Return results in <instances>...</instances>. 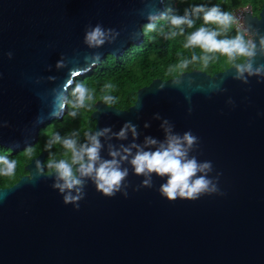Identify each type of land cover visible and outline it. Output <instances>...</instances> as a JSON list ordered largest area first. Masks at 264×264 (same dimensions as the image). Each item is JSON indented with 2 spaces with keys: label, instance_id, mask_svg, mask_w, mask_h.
I'll return each mask as SVG.
<instances>
[{
  "label": "water",
  "instance_id": "1",
  "mask_svg": "<svg viewBox=\"0 0 264 264\" xmlns=\"http://www.w3.org/2000/svg\"><path fill=\"white\" fill-rule=\"evenodd\" d=\"M163 8L164 0H0V146L16 153L34 145L40 129L63 116L74 77L141 43L149 14ZM244 20L258 44L264 1ZM97 24L118 35L90 48L84 36ZM235 71L155 77L129 107L97 99L91 112L93 132L111 129L100 137L103 159L111 158L109 144L133 142L131 132L126 140L112 135L125 122L136 125L140 145L146 136L164 139L165 119L174 132H191L190 156L211 162L217 192L170 201L159 193L164 179L153 174L152 186H142L144 177L123 162L122 191L105 196L87 180L77 208L52 187L41 149L26 173L0 187V264H264V76L245 73V82Z\"/></svg>",
  "mask_w": 264,
  "mask_h": 264
},
{
  "label": "clouds",
  "instance_id": "2",
  "mask_svg": "<svg viewBox=\"0 0 264 264\" xmlns=\"http://www.w3.org/2000/svg\"><path fill=\"white\" fill-rule=\"evenodd\" d=\"M159 15L166 19L169 25L168 31L163 28L159 30L161 36L165 39L183 36L185 49H200L203 53L201 56L193 53L191 60L185 59L180 67L186 68L190 62L197 61L207 66L219 54L226 57L235 68L236 79L247 82V76H264V65L253 66L257 54L264 55V36H259L258 44L246 40L244 32L239 30L234 37H229L227 33L237 22V18L232 13L223 11L219 5L193 4L184 10L183 15ZM156 19V14H149L147 30H157L154 23ZM197 19L203 21L199 27L195 26ZM186 29L194 30L188 32ZM115 35L118 33L113 34L112 29L105 30L97 24L86 31L84 42L90 48H97L106 40H114ZM106 87L111 88L112 85ZM70 96L71 99L62 98L61 111L70 106L69 115L73 118L78 115L80 109L91 107L90 102L94 99V94L83 83L76 84ZM103 100L108 105L114 103L112 96L106 95ZM156 118H160L159 114H156ZM144 126L147 128L149 125L145 123ZM161 127L164 129L163 140L146 136L143 145H140L135 142L139 135L136 125L125 122L120 130L112 135L117 139L126 140L131 132L133 142L128 146L121 144L119 148L109 144L110 159H103L100 155L103 147L100 137L111 133L110 128L85 132L82 142L76 131L64 137L55 133L47 141L46 148L51 149L54 144H59L68 158L53 159L48 163L50 175L54 176L52 187L63 194L64 203H72L79 208L78 201L85 195L83 188L87 180H91L96 190L105 196H114L122 191L129 175L128 168L123 166V162H127L135 175L144 177L142 186H152L153 174L164 179L159 186V193L170 201L177 198L195 200L201 195L217 192V185L208 176L212 171L211 162H200L195 156H190L197 143V137L191 132H184L182 135L174 132L167 119L162 122ZM15 169V160L0 156V176H12ZM124 195H127L126 191Z\"/></svg>",
  "mask_w": 264,
  "mask_h": 264
},
{
  "label": "trees",
  "instance_id": "3",
  "mask_svg": "<svg viewBox=\"0 0 264 264\" xmlns=\"http://www.w3.org/2000/svg\"><path fill=\"white\" fill-rule=\"evenodd\" d=\"M264 0H164L162 13L171 15L173 13L183 15L184 10L193 4H205L211 6L219 5L223 11L230 12L233 8L250 4L253 13L257 14ZM156 31H149L146 28L148 23L143 25L144 37L141 43L131 44L118 57L107 54L102 61L94 68L90 69L83 75L74 77V81L67 88V98L71 99L70 93L76 84L83 83L94 94L91 101V107L79 110L78 115L73 118L69 115L70 106L67 107L61 118H52L40 129L38 140L34 145L28 146L16 153H11L7 147L0 146V156H7L9 159L16 161L15 173L12 176H0V186L10 185L15 182L21 175L26 173L24 164L30 160V157L37 155L41 149H46L45 170L48 169V163L53 159L68 158L64 149L59 144H54L51 149L46 148V143L55 133L62 137L71 135L73 131L79 133V139L82 142L84 133L93 132L95 119L91 117L94 109V101L108 95L114 97L113 105L119 108H127L134 103L138 90L141 86L148 84L152 78L161 77L167 79L178 75L182 71L199 68L209 73L225 69L232 65L226 57L219 56L212 60L207 66L201 61L190 62L186 68L180 67L185 59L191 60L195 53L197 56L203 55L200 49H185L183 47L184 37L176 36L175 38L165 39L159 34L163 28L168 31L169 25L167 20L157 15L154 21ZM202 19L196 20V27L201 26ZM194 29H186L190 32ZM238 29L232 26L227 33L229 37H234ZM241 31V30H239ZM242 32V31H241ZM223 38V37H221ZM246 39V35H245ZM171 69V71H170ZM106 85H112L107 88Z\"/></svg>",
  "mask_w": 264,
  "mask_h": 264
},
{
  "label": "built area",
  "instance_id": "4",
  "mask_svg": "<svg viewBox=\"0 0 264 264\" xmlns=\"http://www.w3.org/2000/svg\"><path fill=\"white\" fill-rule=\"evenodd\" d=\"M248 12L253 13V9L250 4H244L233 8L231 13L237 18V22L233 26L234 28L244 32L246 35V40L253 41V37L249 33L244 20V17Z\"/></svg>",
  "mask_w": 264,
  "mask_h": 264
},
{
  "label": "flooded vegetation",
  "instance_id": "5",
  "mask_svg": "<svg viewBox=\"0 0 264 264\" xmlns=\"http://www.w3.org/2000/svg\"><path fill=\"white\" fill-rule=\"evenodd\" d=\"M5 186H8V185H4V186H0V187H5Z\"/></svg>",
  "mask_w": 264,
  "mask_h": 264
}]
</instances>
